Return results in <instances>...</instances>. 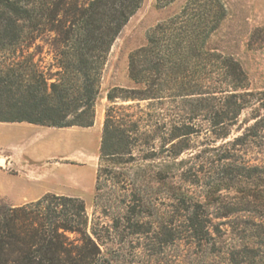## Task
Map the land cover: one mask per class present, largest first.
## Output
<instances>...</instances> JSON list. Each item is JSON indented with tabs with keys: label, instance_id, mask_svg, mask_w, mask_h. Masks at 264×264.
<instances>
[{
	"label": "trees",
	"instance_id": "16d2710c",
	"mask_svg": "<svg viewBox=\"0 0 264 264\" xmlns=\"http://www.w3.org/2000/svg\"><path fill=\"white\" fill-rule=\"evenodd\" d=\"M141 2L0 0V122L92 126L107 53ZM224 15L220 0H186L130 52L135 86L107 91L94 204L105 216L114 212L111 223L89 226L76 196L46 192L16 206L0 201V264H116L101 245L125 231H170V243L185 238L223 264H264V89H248L239 61L211 45ZM247 45L264 48V24ZM170 103L181 112L171 119ZM246 107L251 117L230 143L254 144L263 160L231 168L236 195L203 189L199 196L170 187L168 164L142 168L149 159H170V150L177 158L187 148L183 141L202 129L227 138ZM106 161L130 168L127 198L101 193ZM154 207L157 219L142 221Z\"/></svg>",
	"mask_w": 264,
	"mask_h": 264
},
{
	"label": "rangeland",
	"instance_id": "374dc122",
	"mask_svg": "<svg viewBox=\"0 0 264 264\" xmlns=\"http://www.w3.org/2000/svg\"><path fill=\"white\" fill-rule=\"evenodd\" d=\"M185 2L186 0H175L161 5L157 0H142L140 7L122 27L107 53L94 103L93 124L89 128L0 122V153L29 163L30 169L39 176L34 180L0 169V201L11 205L10 202L20 201L23 196L30 199L44 192L79 195L85 203L89 226L93 223L99 224L96 226L99 230L100 224L111 223L114 212L110 211L105 216L101 207L94 204L99 143L105 109L108 106L106 93L112 87L135 86L128 76L130 52L145 44L148 32L158 22L177 13ZM220 2L224 6L225 15L211 38V45L239 61L247 76L248 89L263 90L264 48H251L247 43L254 28L264 24V0ZM140 104L144 106L146 101H141ZM175 112L181 113L170 103V119ZM250 117L251 108L246 107L227 138L215 139L202 129L183 141L187 148L177 158L171 156L170 150V159L164 156L149 159L143 162L142 168L151 172L156 165L163 167L168 164L170 187L184 190L189 187L188 189L199 196L204 194L203 189H219L223 194L236 195L239 182L233 178L234 175L231 177V168L240 163L263 160L262 153L257 152L254 144L230 143ZM196 123L203 121L200 119ZM0 163H3L2 159ZM104 164L108 166L102 175L101 193L109 199L115 196L116 199L127 198L124 194L131 188L130 168L126 165L114 168L110 161ZM152 186L156 191L157 184L154 182ZM156 209L158 208L147 210L141 218L142 221H155L158 217ZM101 249L113 257L116 264H223L219 258H207L196 252L197 249L190 240L185 238L170 243V231L157 232V235L153 232L148 235H131L125 231L122 235H116L113 241L104 242Z\"/></svg>",
	"mask_w": 264,
	"mask_h": 264
},
{
	"label": "crops",
	"instance_id": "0c3cea01",
	"mask_svg": "<svg viewBox=\"0 0 264 264\" xmlns=\"http://www.w3.org/2000/svg\"><path fill=\"white\" fill-rule=\"evenodd\" d=\"M71 128H82V127L72 126ZM83 129H85V128H83ZM6 157H8V158H6ZM1 159H3V163H0V169H2L3 171H7L9 173H14L15 175H19V174L25 175L26 178H30V179H34V180L39 178V176L34 173V170L30 169V166L28 165L29 163L19 161L18 159H13L11 156H7L5 154L0 153V160ZM6 161H7V164H6ZM44 193H46V192H44ZM44 193L39 194V195H37L33 198H30V199L23 196L20 201L10 202V203H11V205H14V206L20 205V204H23L29 200L37 199L38 197H40ZM55 193L58 194L59 192H55ZM60 193L62 194V192H60ZM64 195H68V194H64ZM69 196L80 197L79 195H69Z\"/></svg>",
	"mask_w": 264,
	"mask_h": 264
},
{
	"label": "bare ground",
	"instance_id": "6f19581e",
	"mask_svg": "<svg viewBox=\"0 0 264 264\" xmlns=\"http://www.w3.org/2000/svg\"><path fill=\"white\" fill-rule=\"evenodd\" d=\"M3 160V159H2Z\"/></svg>",
	"mask_w": 264,
	"mask_h": 264
}]
</instances>
